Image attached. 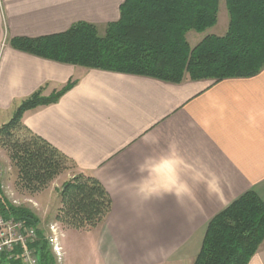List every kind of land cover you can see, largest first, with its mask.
<instances>
[{
	"label": "crops",
	"instance_id": "0c3cea01",
	"mask_svg": "<svg viewBox=\"0 0 264 264\" xmlns=\"http://www.w3.org/2000/svg\"><path fill=\"white\" fill-rule=\"evenodd\" d=\"M124 1L0 0V114L13 115L38 89L50 95L77 79L57 102L22 118L111 197L103 222L68 229L97 228L91 250L100 264H193L216 214L250 190L264 200V68L173 83L62 63L10 43L79 21L105 27L120 18ZM169 153L180 162L156 170ZM149 155L153 170L139 172ZM249 264H264V242Z\"/></svg>",
	"mask_w": 264,
	"mask_h": 264
},
{
	"label": "trees",
	"instance_id": "16d2710c",
	"mask_svg": "<svg viewBox=\"0 0 264 264\" xmlns=\"http://www.w3.org/2000/svg\"><path fill=\"white\" fill-rule=\"evenodd\" d=\"M229 14L225 34L205 35L191 46L187 34L204 32L218 22L220 0H125L120 18L98 25L79 21L67 30L39 37H12L11 45L47 59L87 68L150 76L181 83L184 80L247 77L264 68V0H226ZM77 79L50 95L38 89L0 126V145L17 169V181L30 192L45 189L75 161L29 129L24 113L57 102ZM56 219L64 226L90 229L103 222L112 200L92 174L74 173L58 188ZM0 213L37 228L31 244L40 264H57L41 220L28 206L11 202L1 191ZM264 242V200L253 190L230 203L209 222L193 264H249ZM3 264H23L4 258Z\"/></svg>",
	"mask_w": 264,
	"mask_h": 264
},
{
	"label": "rangeland",
	"instance_id": "374dc122",
	"mask_svg": "<svg viewBox=\"0 0 264 264\" xmlns=\"http://www.w3.org/2000/svg\"><path fill=\"white\" fill-rule=\"evenodd\" d=\"M228 22L229 14L226 0H220L217 24L208 28L204 32H188L187 37L191 46H195L207 34H225L228 28ZM105 27L104 24H98L100 33L105 31ZM12 116L13 115H10L7 118H4L5 116L0 114V126L8 122ZM0 167L2 170L0 174L2 193L14 204L25 205L33 209L41 220L40 228H42L45 234H47L49 232L50 224L53 222H59L56 219V214L60 207L58 188L61 187L65 180L72 177L74 173L80 172V169L76 166H72L42 191L30 192L18 183L17 169L10 160L7 150L1 145ZM60 227L62 244L67 246L70 251L69 260L64 262V264H100L95 258H93L91 250L92 245L97 238V228L91 230L68 229V227L64 226L62 223H60Z\"/></svg>",
	"mask_w": 264,
	"mask_h": 264
},
{
	"label": "built area",
	"instance_id": "2783aa9c",
	"mask_svg": "<svg viewBox=\"0 0 264 264\" xmlns=\"http://www.w3.org/2000/svg\"><path fill=\"white\" fill-rule=\"evenodd\" d=\"M1 171L0 167V174ZM61 235L59 222L51 223L49 232L45 234L57 264H63L65 258ZM38 238L36 227L13 217L6 218L0 213V264H3L5 257L12 260L19 259L23 264H40L37 251L31 246Z\"/></svg>",
	"mask_w": 264,
	"mask_h": 264
},
{
	"label": "clouds",
	"instance_id": "9594fccd",
	"mask_svg": "<svg viewBox=\"0 0 264 264\" xmlns=\"http://www.w3.org/2000/svg\"><path fill=\"white\" fill-rule=\"evenodd\" d=\"M153 159L152 156H145L144 160L138 164V171L142 173H147L152 171V168L147 167L146 165ZM180 162L178 156L169 153L168 155L162 156L159 158L158 163L155 166L156 170L173 169ZM143 179V178H142ZM142 182V181H141Z\"/></svg>",
	"mask_w": 264,
	"mask_h": 264
}]
</instances>
